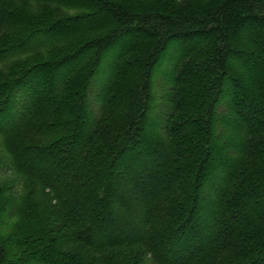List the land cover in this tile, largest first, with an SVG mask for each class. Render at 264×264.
Instances as JSON below:
<instances>
[{
	"label": "trees",
	"instance_id": "1",
	"mask_svg": "<svg viewBox=\"0 0 264 264\" xmlns=\"http://www.w3.org/2000/svg\"><path fill=\"white\" fill-rule=\"evenodd\" d=\"M185 1L195 0L107 10L106 25H116L107 36L3 86L1 120L17 86L33 76L40 85L38 98L26 97L21 118L0 126V134H8L52 106L49 95L40 96L43 86L56 96L80 70L65 99L69 132L49 145L7 153L5 165L19 177L0 182V264H264V0H225L200 17L175 14L195 7L178 8ZM165 24L172 27L165 30ZM147 42H155L153 50L162 47L150 50L154 57L145 67L136 51ZM168 46L175 92L159 144L150 135L149 78ZM110 52L101 117L83 133L86 90ZM135 67L139 97L133 108L122 109L120 84ZM221 104L239 137L233 160L225 163L216 146ZM215 172L221 183L202 214L203 188Z\"/></svg>",
	"mask_w": 264,
	"mask_h": 264
},
{
	"label": "rangeland",
	"instance_id": "2",
	"mask_svg": "<svg viewBox=\"0 0 264 264\" xmlns=\"http://www.w3.org/2000/svg\"><path fill=\"white\" fill-rule=\"evenodd\" d=\"M144 1V2H142ZM174 0H0V99L6 89L3 86H7L16 78L20 77L27 69L32 66H39L43 63L57 62L68 54H72L77 48L82 46L93 39H99L107 36L116 25H111L114 21L111 20L109 25H106L105 11L109 10L115 14L118 10H124V7L129 3H143L145 9H156L160 3H169L171 6H175ZM177 1V0H176ZM225 0H195L194 2L185 1L180 3L178 8H187L186 6H195L193 9H187L182 12L178 11L175 14L185 15L187 17H200L206 15L209 11H214L218 4ZM111 2V3H110ZM114 3V4H112ZM118 3V4H117ZM120 6V7H119ZM98 11H104L102 13ZM61 22L55 29L50 28L55 22ZM169 25V24H168ZM165 26V30L170 29L172 26ZM93 27H99L96 32L88 34V30H92ZM50 29V30H49ZM49 30V31H48ZM162 35L166 32L162 30ZM58 36V42H49L48 44H40L45 39ZM177 40H173L171 44L176 43ZM147 42V46L139 45L138 57H142V65L147 66L154 55L150 56V50L155 48V42ZM159 44V42H157ZM153 46V47H152ZM160 47L152 49L153 53H156ZM166 54L162 57L158 68L152 70L149 78L151 89V104L152 110L149 112L148 119L153 123L150 133L152 137H155V142L163 144L161 128L164 126L165 120L173 111L174 92L172 86V74L174 73L175 59L172 56L173 48L168 46L165 50ZM113 64L112 53H107L101 59L98 70L91 77L86 90V119L84 126H82V132L90 134L96 127L97 120L101 117V109L103 106L104 88L109 81V67ZM80 71L77 70L75 74ZM138 72L135 67L132 73L128 74L120 84V94L122 109L134 107L136 99L139 97L138 82L133 80V75ZM57 73L54 75L56 76ZM74 74L73 81L69 87H62L60 91H57L56 96H51L50 85L44 87L40 94L41 97L50 96L53 99V104L50 107L44 106L34 111L29 116V121H26L22 126L16 129L14 132L8 134H0V182H10L14 179L17 182L19 175L9 170L5 165L12 153L14 147H41L46 146L56 141L63 135H65L71 127L66 125V122L71 118L67 113L68 103L65 100L66 95L74 87H71L76 83V75ZM251 75V74H250ZM60 73L57 76L59 81ZM30 90L26 87V83L30 85L29 79L20 86L16 87L13 91L9 101L10 109L6 114V118L0 119V126L5 127L10 122H15L21 118L20 110L28 100L26 97L38 98L39 94L36 90L40 87L39 79L35 80L33 76ZM9 86V85H8ZM9 88V87H8ZM52 88V85H51ZM35 107V106H34ZM9 108V107H8ZM131 108V109H132ZM189 114L194 116L196 114L195 107H188ZM35 110L32 109L31 111ZM218 113L221 118L219 125V135L217 137L216 146L219 152L218 160L221 163L233 160L235 154L234 146L239 137L231 132L229 123L234 121L232 114L226 105L221 104L218 108ZM7 115H10L7 117ZM10 118V119H9ZM25 125V126H24ZM115 127V126H114ZM191 129V127L189 128ZM82 133V134H83ZM8 153V154H7ZM13 155V154H12ZM222 157V159H221ZM22 162H28L26 158L21 159ZM220 170L218 169V172ZM219 173L215 172V178H209L204 185L203 199H202V214L204 210L210 205V202L214 200L216 187L220 186ZM11 178H10V177ZM17 179V180H16ZM220 181V182H219ZM13 181L11 182V184ZM17 186V185H15ZM18 187V188H17ZM12 189L13 193H18L19 186ZM16 190V191H15ZM15 191V192H14ZM26 197H24L25 200ZM22 199V198H21ZM169 199V198H168ZM167 199V200H168ZM169 201V200H168ZM166 206H169L167 202H164ZM165 207V206H164ZM206 215V214H205ZM205 215L202 218V223L206 224Z\"/></svg>",
	"mask_w": 264,
	"mask_h": 264
}]
</instances>
